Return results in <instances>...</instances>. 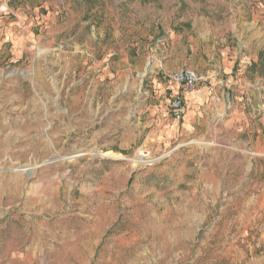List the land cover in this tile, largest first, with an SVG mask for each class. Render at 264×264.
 <instances>
[{"label": "rangeland", "instance_id": "rangeland-1", "mask_svg": "<svg viewBox=\"0 0 264 264\" xmlns=\"http://www.w3.org/2000/svg\"><path fill=\"white\" fill-rule=\"evenodd\" d=\"M248 1L0 0V264H264V65L157 94L167 33L219 72Z\"/></svg>", "mask_w": 264, "mask_h": 264}, {"label": "crops", "instance_id": "crops-1", "mask_svg": "<svg viewBox=\"0 0 264 264\" xmlns=\"http://www.w3.org/2000/svg\"><path fill=\"white\" fill-rule=\"evenodd\" d=\"M23 1V0H19ZM254 2L252 0H249L247 2L246 7V14L249 17L250 15V21L246 22V25L243 26L241 23L237 24L236 27L233 29H229L228 27L222 26V33L218 41H215L216 44L219 45L217 48L218 50V63L220 70L219 72L215 70L210 71H204L203 69H200L198 66V63L191 62L190 57L191 56H207L210 57L209 53H205L204 50L199 49V47L194 46H184V43H180V38L182 36L172 35L170 33H167L166 38V45L163 43L161 46L157 45L156 49L162 48V50L165 53V62H164V68L167 71H172L174 69H177L182 66H188L199 76L200 79H218V81L223 84V78L228 81L233 78L244 80L243 74H248V69L250 66L259 68L262 67V59L263 55L262 50L264 49V4L261 5L262 8L260 11H255L254 6L251 7V3ZM255 5V4H254ZM234 12L232 13L234 16H239L242 10H240V7L242 6L239 4L235 5ZM21 15V13L19 14ZM257 16V19H256ZM259 20L262 21V24L257 25L256 21ZM230 32V34H229ZM246 32V35L243 36V33ZM12 35V28L8 30L7 38H11ZM230 38V39H229ZM254 38H258L256 41H253ZM17 42V41H15ZM215 47H213L214 49ZM161 50V52H162ZM158 51V50H156ZM163 54V53H162ZM158 60L156 65L159 64L162 65L161 61H159L158 57L155 56ZM159 70H157L156 73L160 75V80H164L162 72L159 73ZM256 78L257 80L264 81V77ZM166 82H162L158 84V88L160 90L157 92L159 96H162L163 99H166V92L163 90L165 88ZM203 89V88H202ZM205 96V92L201 89H196L195 91H192L188 95L185 96V100L188 101L190 99V102L194 101L201 102ZM192 100V101H191ZM168 101V100H167ZM167 104V103H166ZM184 117V116H183ZM182 117V118H183ZM181 118V119H182ZM181 119L177 120L180 121ZM176 120V119H175Z\"/></svg>", "mask_w": 264, "mask_h": 264}, {"label": "built area", "instance_id": "built-area-1", "mask_svg": "<svg viewBox=\"0 0 264 264\" xmlns=\"http://www.w3.org/2000/svg\"><path fill=\"white\" fill-rule=\"evenodd\" d=\"M2 10H4V7ZM149 65L151 64L148 63ZM158 70L162 72L163 78L166 80L167 89L171 90L167 103L169 115L173 119L179 120L186 111L185 97L182 95L189 94L195 89L199 76L196 71L187 66H182L169 72L160 66Z\"/></svg>", "mask_w": 264, "mask_h": 264}, {"label": "bare ground", "instance_id": "bare-ground-1", "mask_svg": "<svg viewBox=\"0 0 264 264\" xmlns=\"http://www.w3.org/2000/svg\"><path fill=\"white\" fill-rule=\"evenodd\" d=\"M139 152H141V151H139ZM146 154H143V156H145ZM142 156V155H141Z\"/></svg>", "mask_w": 264, "mask_h": 264}]
</instances>
